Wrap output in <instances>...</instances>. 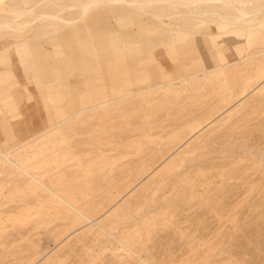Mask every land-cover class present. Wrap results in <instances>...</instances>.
I'll use <instances>...</instances> for the list:
<instances>
[{
    "label": "rangeland",
    "instance_id": "1",
    "mask_svg": "<svg viewBox=\"0 0 264 264\" xmlns=\"http://www.w3.org/2000/svg\"><path fill=\"white\" fill-rule=\"evenodd\" d=\"M101 10L66 29L46 20L0 29V74L28 43L30 57L54 71L52 87L38 91L30 73L16 71L38 93L51 91L38 97L45 123L36 127L18 116L25 89L0 81L8 110L0 154L82 108L123 98L66 120L41 139L42 154L33 140L0 161V264H264V24L250 46L243 33L211 40L215 23L197 32L177 23L173 7L161 9L163 20ZM220 54L242 60L207 77ZM127 67L120 81L113 71Z\"/></svg>",
    "mask_w": 264,
    "mask_h": 264
},
{
    "label": "bare ground",
    "instance_id": "2",
    "mask_svg": "<svg viewBox=\"0 0 264 264\" xmlns=\"http://www.w3.org/2000/svg\"><path fill=\"white\" fill-rule=\"evenodd\" d=\"M61 1L62 0H31V3H29L28 6H22V0H0V29L5 28L10 30L11 32H21L23 30L25 31L26 29L33 28V23L37 22L38 20H46L49 23L59 21L63 23V28L66 29L74 26L76 23H79V21L87 18L89 14H95L98 12V10L101 9L102 10L100 12H102L104 8L112 9L114 7H121L129 11L130 13H132V18L135 21L138 19L142 20V18H140L142 17V14H149L152 15L155 19L163 20L164 15L161 14L162 10L165 8L173 7L175 9L174 11L176 12L172 14L170 13L168 15L170 16L169 18L174 17L177 23H186L193 31H196L205 26H213L211 24L215 23L217 24L215 30L216 32L211 37V40L221 43L222 41H224V38L227 37V34L229 33H243V35H245V40L247 44L251 46L255 40L256 32L260 30V25L258 26V24H264V0H76L77 3L66 2L65 4H61ZM253 2H256V4H254ZM41 6L44 10L39 9ZM52 6H58V9L56 11L46 10V8ZM155 8L156 10H153ZM72 10L80 12L77 18L70 19L63 16V14L66 13L67 15V12H70ZM36 11L40 12L38 13V15L35 16V18H28L30 13H36ZM184 15H190L191 19H185L183 17ZM106 17L107 12H104L103 18L105 19ZM219 21L221 22L220 24H218ZM253 25L254 27H252ZM246 26L249 27L248 31H245ZM56 31V29H53L51 30V33H55ZM46 33L49 34V32ZM0 44V59L3 60V56L1 54L4 51H1L2 43ZM263 53L264 51H262V54ZM256 55L259 54L255 53L253 56ZM215 58L217 62V67L214 69H209L210 67H207L205 69V74H207V77L209 74L225 75L226 68L230 64L242 60L235 59L229 61L227 60L224 54H220V57ZM246 58L249 57H244V59ZM110 63L111 62H109V65ZM260 72L264 75V65L261 68ZM164 86H169L171 88L172 83H166V85L164 84ZM164 86L153 85L151 87H148L147 90L152 91L164 88ZM169 87L167 88L169 89ZM119 88L129 89L128 87ZM141 90L145 92V89ZM119 95L120 94H118L115 98L109 100L106 103H98L89 107L82 108L78 110L74 115L69 116L66 119L59 120L57 123L44 129L40 133L34 134L27 140L15 144L14 146L10 147L7 152H2L0 154V161L5 162L4 158L8 156L13 159V155H15L19 150L27 147L33 140L39 143V145H37L38 147L41 146V139L45 138V136L48 135H51L50 137H52V134L50 133L57 127L62 126V124L65 123L66 120H69L71 117L73 118L74 116H76V114L82 113L83 111L87 110V108L90 109L93 106L103 107L106 106L105 104L107 103L119 102L121 101V99H123ZM132 95H134V93H131L128 96ZM42 150V146L37 148L35 154H42Z\"/></svg>",
    "mask_w": 264,
    "mask_h": 264
},
{
    "label": "crops",
    "instance_id": "3",
    "mask_svg": "<svg viewBox=\"0 0 264 264\" xmlns=\"http://www.w3.org/2000/svg\"><path fill=\"white\" fill-rule=\"evenodd\" d=\"M127 17H119V20H121L124 24V22H127ZM132 19V18H131ZM212 26H210V30L212 31L213 29H211ZM200 29L196 30L195 32L199 31ZM214 34V30L212 32L209 33V35H211V37L213 36ZM183 35H176V34H172L170 37L171 39L173 40V42L175 40H178L179 39H182L184 37H182ZM180 41V40H179ZM28 47L26 45H23L21 46L19 49L17 48L16 49V63L13 67L11 68H8L7 70H5V72L3 74H0V81H2L3 79L5 80H9V79H13L12 81L15 82V84L17 85H20L21 88H24L25 91H26V98L27 101H24V100H21L18 102V104H16V109L18 111V116L20 117H24L26 118V115H27V123H29V125L33 124L35 127L38 126L39 124H44L45 121H44V116L42 115V111L39 109V105H38V97H41L43 100H45V97L48 95V93H50L48 90L47 92L45 93H38L37 91L40 90L41 87H45L46 88H51L52 87V84H51V81L52 80H47V77L48 75H52L53 72L52 70H49L46 69V66L45 64L47 65L49 63L50 60L46 59V61H39V59L36 57V55H34V58L33 57H30V55L28 54L29 53V50H31L29 47H31L30 43L27 44ZM119 46V47H118ZM174 48H178V50L180 51V48H182L183 46H176V45H173ZM118 48H122V49H126V47H124L123 45H115V51L118 50ZM122 57L124 59L125 57V54L123 53V56L120 55V60H122ZM117 58V56H116ZM47 62V63H46ZM51 62V61H50ZM17 63H20L23 68L20 67V69L18 67H16ZM52 64V63H51ZM49 63V66L51 65ZM24 69L25 70V73L27 72L30 73L32 75V81L34 82V88L37 89V91L31 87V83H30V78H26V75L24 74V77L27 81H24L25 83H22L21 82V79L24 78L23 75L21 74H17L16 71L18 70H22ZM132 68H125L123 70H119V69H116L113 71L114 74H119L118 76V79H120V81H127L128 78L126 77V74H127V70L130 72ZM23 70V71H24ZM35 71V72H34ZM44 72L46 73V78L43 80H40V73L41 72ZM59 74V73H58ZM12 82V83H13ZM40 86V87H39ZM9 88V86L7 87V89ZM6 89V88H5ZM7 90H4L3 92L5 93ZM11 90H8V92L10 93ZM2 97L4 96V94L2 93L1 94ZM1 97V98H2ZM4 98H9V95H5ZM38 105V106H37ZM32 108V110H31ZM36 109V111H34L35 113L33 115H31V112ZM3 111L5 113V115H7L8 113V110H3L2 107H0V112ZM2 113H0V116H1ZM16 120H10V123H15ZM28 125V126H29ZM31 129V127H30ZM0 137L2 139L5 138V133H4V121L2 118H0Z\"/></svg>",
    "mask_w": 264,
    "mask_h": 264
}]
</instances>
